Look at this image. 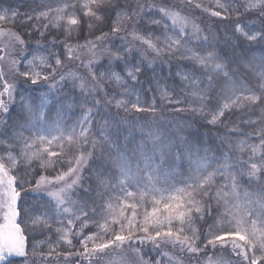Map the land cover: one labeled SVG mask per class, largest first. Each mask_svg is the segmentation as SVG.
<instances>
[{
  "label": "snow or ice",
  "instance_id": "1",
  "mask_svg": "<svg viewBox=\"0 0 264 264\" xmlns=\"http://www.w3.org/2000/svg\"><path fill=\"white\" fill-rule=\"evenodd\" d=\"M186 3L230 20L231 31L205 34L194 18L141 0H58L24 12L0 3V64L10 69H0V264H114L113 253L129 264V251L133 264H179L169 248L188 264H233L216 255L229 249L235 264H264V152L255 159L251 145L247 160L208 155L212 128L252 106L260 120L243 123L264 148V58L250 63L256 87L229 70L246 54L241 43L264 44V0ZM84 48L87 76L57 75L65 59L83 64L76 49ZM165 111L190 113V131L149 127L151 149L135 144L137 126L158 120L134 114ZM185 156L190 172L178 187L169 175ZM245 176L256 181L255 198L239 195Z\"/></svg>",
  "mask_w": 264,
  "mask_h": 264
},
{
  "label": "trees",
  "instance_id": "2",
  "mask_svg": "<svg viewBox=\"0 0 264 264\" xmlns=\"http://www.w3.org/2000/svg\"><path fill=\"white\" fill-rule=\"evenodd\" d=\"M143 3L148 4H155L156 6H165L173 11H180L182 15L188 16L189 19L194 18L198 23H200V26L202 28H205V34H208L209 32L216 36H223L225 32L231 31V21L230 20H221L215 17L207 16L204 13H201L199 9L193 10L190 6L187 5L186 0H141ZM205 6L208 5L209 0H202ZM0 3H2L4 6H7L8 4H11L14 8H19L21 12L24 11H30L32 9H36L41 5L44 4H50L52 7H56L58 4V0H0ZM237 5L243 4L244 0H236ZM244 9L240 8V12H243ZM242 18V17H241ZM254 18V17H253ZM233 20L235 17L232 18ZM202 21V23H201ZM3 27H11L10 24L3 25ZM129 27H131L129 25ZM18 31V30H17ZM105 31H107V28H105ZM53 34H57V29H52ZM99 34V33H97ZM155 35H159V31L155 33ZM75 37V34H74ZM131 39V36L128 37ZM26 39V37H25ZM49 39H51V36H49ZM235 42V41H234ZM73 43H76L75 38L73 39ZM80 44H83L84 41L81 39L79 40ZM139 44V41L136 42ZM191 46V45H190ZM146 47V46H144ZM221 47L223 45L221 44ZM240 48L244 49L246 51L245 55L240 56L238 62H233L229 65V70L234 73V79H236L240 84L245 85L246 87H256L257 86V77H256V71L252 67H250V63L258 64L261 60V58H264V44H247V43H241ZM86 49V48H84ZM84 49H76L77 54L81 57L83 60V64H81L80 60L75 61H68L65 59L64 66L58 71L57 75H59V72H75L77 75H83L87 76V68L85 65L88 63V59L91 57V53H88V51H85ZM145 55L148 56V59L151 60L155 56L154 53L149 50ZM163 59V57L156 59V66H160V61ZM172 63L178 64H187L189 68L192 67V65L187 61H178L173 60ZM167 74V69L165 67V73ZM197 75H200L199 72H197ZM221 79H223L221 77ZM157 99L159 100V94L157 93ZM192 98H189V102H191ZM216 99H219V97H216L213 100V104L215 103ZM167 100L160 101V106H166ZM259 104V101H257V105ZM115 111V109H113ZM234 114L231 115V118L228 120H225L223 124L218 123L216 128H212V137L208 141L209 147L211 148V151L209 152V158L212 161H215L218 157L223 155L224 153H228V155L232 156L233 158H242L244 160L249 159V156L252 155L251 148L248 146L254 145L257 147V151L255 153V159H259L262 152H264V148L260 147V141H259V135L253 134V126H250L248 124H244V119H251L253 121H259L262 115V109L259 106H252V107H245L243 109H233L232 110ZM77 112H79V109H77ZM54 115V112H53ZM173 116H176L177 119L173 121ZM134 117H139L140 119L144 121H151L153 118H156L158 120V123L151 124L148 126L139 125L137 126L138 129L140 127H144V131L141 132L139 130L134 131L133 133V139L135 144H140L143 142L146 145L147 149H151L152 147V140L148 138L147 132L149 127L153 130L164 132L167 130L169 133H175L176 128L174 127L175 124H180L185 126V131L180 133L181 135H185L190 129L187 128L186 122L190 121L192 119L191 114L188 112L183 113H170V112H156V113H136L134 114ZM134 117H129L130 119ZM210 115H206L205 117H198L202 123L206 121V119H210ZM227 125V126H225ZM235 125L238 128V132H231L230 128ZM199 127V125H197ZM210 125H205V127L200 128V131L203 132L207 128H211ZM249 135H245V134ZM25 135H28L26 132ZM163 138V137H162ZM226 141V143H221V141ZM241 143L245 144V147L243 151L240 150L238 145ZM129 155L131 153L129 152ZM157 159L159 157L157 156ZM133 163L135 164V159L133 160ZM142 166V165H141ZM217 165L213 163L212 167L215 168ZM65 167H67V164H65ZM165 170H168L167 164L164 165ZM49 172H52L53 169L50 167L48 169ZM190 169H189V160L188 157L185 156L184 159L180 162H178V167L172 171L169 175V183L176 184L178 187L182 186V182L187 180L189 175ZM87 175V172L84 173ZM217 180L221 182V184L225 183L223 177H216ZM239 195L243 196L244 192L249 193V195L253 196L254 198L258 196V191L256 187V181H252L251 183L248 180V177L245 176L240 184V188L238 189ZM54 231V230H53ZM41 240H43V237H41ZM30 244L36 243V241H30ZM75 243V241H74ZM151 247L150 245L145 246ZM47 251V248L44 249ZM169 252L173 253L176 257H179L183 263L188 264L189 257L179 251V249H172L169 248ZM136 255L135 253L129 251L128 255ZM223 255L225 260L232 261L233 264H235L236 257L231 255V250H227L226 252L223 250H217L216 255ZM209 255H212V253H209ZM119 257L120 255L117 253L112 254V258ZM63 259L62 257L60 258ZM77 261H79L80 258H74ZM37 264H39V257H36ZM53 264H55V260L53 261ZM83 264H88L87 261H84ZM114 264H121L120 262Z\"/></svg>",
  "mask_w": 264,
  "mask_h": 264
},
{
  "label": "rangeland",
  "instance_id": "3",
  "mask_svg": "<svg viewBox=\"0 0 264 264\" xmlns=\"http://www.w3.org/2000/svg\"><path fill=\"white\" fill-rule=\"evenodd\" d=\"M84 50L88 51L87 48L84 49ZM88 53H90V52L88 51ZM0 69H2L5 73L10 75V69H9V66H8L7 62H4V63L0 64ZM218 256H219V254H218ZM135 258H136V255H134V254L133 255H128V253L124 257V259H126L129 262V264H133V262L135 261ZM176 258L179 261V264H186V263H183V261L179 257H176ZM112 260L115 263H118V262L121 263L122 257L121 256H119V257L117 256L116 258H112Z\"/></svg>",
  "mask_w": 264,
  "mask_h": 264
}]
</instances>
